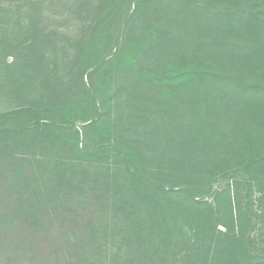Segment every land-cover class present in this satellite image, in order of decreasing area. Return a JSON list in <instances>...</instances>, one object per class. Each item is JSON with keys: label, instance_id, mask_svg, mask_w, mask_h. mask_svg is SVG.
I'll list each match as a JSON object with an SVG mask.
<instances>
[{"label": "trees", "instance_id": "trees-1", "mask_svg": "<svg viewBox=\"0 0 264 264\" xmlns=\"http://www.w3.org/2000/svg\"><path fill=\"white\" fill-rule=\"evenodd\" d=\"M77 42L76 85L6 80L0 264H264V0H95Z\"/></svg>", "mask_w": 264, "mask_h": 264}, {"label": "rangeland", "instance_id": "rangeland-1", "mask_svg": "<svg viewBox=\"0 0 264 264\" xmlns=\"http://www.w3.org/2000/svg\"><path fill=\"white\" fill-rule=\"evenodd\" d=\"M94 2L0 0V85L6 86L8 77L13 76L14 71L10 69L14 67V62L25 68L23 78L28 80L29 89L35 96L44 90L56 94L55 86H74L80 82L77 40L85 31ZM54 66L64 68L54 76ZM83 79L87 82L85 75ZM20 84L18 81L17 85ZM6 87L7 92L0 91V108L4 105L10 108L17 103L11 88ZM48 224V230L43 235L53 239L58 235L57 223L51 221ZM106 246L111 248L108 243ZM53 251L51 247L46 250L51 256Z\"/></svg>", "mask_w": 264, "mask_h": 264}]
</instances>
